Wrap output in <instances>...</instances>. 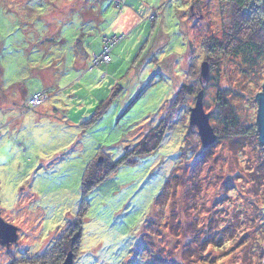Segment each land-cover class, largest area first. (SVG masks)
Segmentation results:
<instances>
[{
  "label": "rangeland",
  "instance_id": "1",
  "mask_svg": "<svg viewBox=\"0 0 264 264\" xmlns=\"http://www.w3.org/2000/svg\"><path fill=\"white\" fill-rule=\"evenodd\" d=\"M232 19L221 0H0V46L16 59L0 61V215L19 229L0 264L78 227L73 264H264L259 129L218 133L220 97L255 125L264 67L254 75L245 54L206 48ZM104 38L116 41L97 65ZM183 84L195 93L177 104ZM200 91L218 134L206 147L190 121ZM159 122L156 150L84 194L93 161L116 160Z\"/></svg>",
  "mask_w": 264,
  "mask_h": 264
},
{
  "label": "trees",
  "instance_id": "2",
  "mask_svg": "<svg viewBox=\"0 0 264 264\" xmlns=\"http://www.w3.org/2000/svg\"><path fill=\"white\" fill-rule=\"evenodd\" d=\"M221 1H227L233 6L232 26L231 29L226 33L225 40H213L211 41V44H208V42H206V48L210 52L218 51L219 53H222L225 58L231 55L236 56L240 53L245 54L243 57L247 63V66L249 67L248 69H246V72L251 74L255 72L254 75H258L264 67L263 2L262 0ZM14 37L15 35L11 37V40L13 42H16V39ZM5 51L6 50L4 48H1L0 46V61L2 63L4 62V58L16 61V59L11 58V55H5ZM24 63H26V61H24ZM181 87L182 88L181 90H179V93L177 95V104H181L182 100L185 97L192 96L195 93L193 85L183 84L181 85ZM34 93V95H36L42 94L43 92ZM43 94L48 96L47 93ZM34 95L28 97V102ZM220 102L222 108L224 129L218 130L219 138L229 139L230 137L238 135L241 132L250 133L255 129V126L258 129L257 122L255 123V125H251L250 128L244 127L243 122L238 118L235 107L230 104L228 99L220 97ZM152 131V133H150L149 131V133H147V135L143 139L137 142L135 147L126 150V152L116 160L108 162L107 159L103 157L99 160L93 161L91 165L87 167L86 174L84 175V179L82 182L84 194L104 183L107 177L114 173L115 170L121 165H125L126 163L134 164L138 161V157L148 155L150 152L156 150L160 146V143L163 141L168 128L164 129L162 122H159V124ZM255 131L256 130H254V132ZM101 170H103L104 172L103 175L99 176L98 174H100ZM172 175V177L168 179L165 185L166 188L176 174ZM77 229L79 232L75 237L71 235L73 232H71V234L65 233L64 235H61L60 239L58 238L59 241H57L53 246L46 250V252L42 251L43 253H38L35 257L30 255L26 257L34 258V264H61L65 260L69 252L72 251L75 257L76 243H79L78 240L80 236L79 227ZM66 245L70 248L67 249ZM26 257H22L19 262L15 260V264H26L27 262L25 263L22 261H25Z\"/></svg>",
  "mask_w": 264,
  "mask_h": 264
},
{
  "label": "water",
  "instance_id": "3",
  "mask_svg": "<svg viewBox=\"0 0 264 264\" xmlns=\"http://www.w3.org/2000/svg\"><path fill=\"white\" fill-rule=\"evenodd\" d=\"M264 5V0H262ZM210 63L207 61L203 62L201 67V74L207 80L210 76L209 74ZM197 101L193 108H191L190 121L191 125H197L198 132L201 137L203 145L209 146L213 144L218 139V134L214 131L213 127L210 124L209 114L205 112L203 102V92H200L197 95ZM256 99L258 102L259 110L257 114V124L259 129V141L264 145V85L262 91L256 94ZM18 227L14 224L5 221L4 218L0 215V241L2 244H7L11 247L12 244L16 243L19 238L17 232ZM74 263V253L69 252V255L61 264H73Z\"/></svg>",
  "mask_w": 264,
  "mask_h": 264
},
{
  "label": "built area",
  "instance_id": "4",
  "mask_svg": "<svg viewBox=\"0 0 264 264\" xmlns=\"http://www.w3.org/2000/svg\"><path fill=\"white\" fill-rule=\"evenodd\" d=\"M111 39L112 38H109V39L104 38V42L106 45L104 47V51L101 53V56H98L96 58V64L97 65L103 64V63L108 64L110 62V60H111V55H110L111 45L116 41L114 39H112V40ZM41 95L46 96L43 93L37 94L31 99L30 103H32L36 97L40 98Z\"/></svg>",
  "mask_w": 264,
  "mask_h": 264
},
{
  "label": "bare ground",
  "instance_id": "5",
  "mask_svg": "<svg viewBox=\"0 0 264 264\" xmlns=\"http://www.w3.org/2000/svg\"><path fill=\"white\" fill-rule=\"evenodd\" d=\"M19 230V229H18ZM18 230H17V232H18ZM18 234H19V232H18ZM18 240H19V238H18ZM2 242L0 241V244H1ZM16 243H18V241L16 242ZM14 244H12L11 245V247L13 246ZM2 246H6L7 248H11L10 246H8L7 244H2Z\"/></svg>",
  "mask_w": 264,
  "mask_h": 264
},
{
  "label": "crops",
  "instance_id": "6",
  "mask_svg": "<svg viewBox=\"0 0 264 264\" xmlns=\"http://www.w3.org/2000/svg\"><path fill=\"white\" fill-rule=\"evenodd\" d=\"M43 58V57H42ZM29 93V92H28ZM35 93L34 92H30L28 95H27V97L25 98V99H27L29 96H32V95H34ZM31 98V97H30Z\"/></svg>",
  "mask_w": 264,
  "mask_h": 264
},
{
  "label": "flooded vegetation",
  "instance_id": "7",
  "mask_svg": "<svg viewBox=\"0 0 264 264\" xmlns=\"http://www.w3.org/2000/svg\"><path fill=\"white\" fill-rule=\"evenodd\" d=\"M12 247H13V246H12ZM12 247H11V248H12ZM11 248H9V249H11Z\"/></svg>",
  "mask_w": 264,
  "mask_h": 264
}]
</instances>
